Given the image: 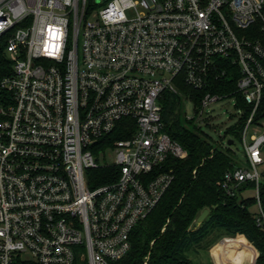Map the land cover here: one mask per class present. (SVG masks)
<instances>
[{
	"label": "built area",
	"instance_id": "2783aa9c",
	"mask_svg": "<svg viewBox=\"0 0 264 264\" xmlns=\"http://www.w3.org/2000/svg\"><path fill=\"white\" fill-rule=\"evenodd\" d=\"M0 39V264L128 255L174 180L165 162L188 155L165 130V92L202 122L233 102L244 165L223 188L254 183L264 226V0H0ZM120 130L128 137L96 151ZM105 166L116 181L91 185Z\"/></svg>",
	"mask_w": 264,
	"mask_h": 264
},
{
	"label": "trees",
	"instance_id": "16d2710c",
	"mask_svg": "<svg viewBox=\"0 0 264 264\" xmlns=\"http://www.w3.org/2000/svg\"><path fill=\"white\" fill-rule=\"evenodd\" d=\"M9 64L6 42L0 39V77L8 73ZM180 91L199 103L200 93L195 89L180 84ZM183 116L182 97L165 92L162 102L165 130L188 155L185 159L170 156L165 162L162 169L172 171L174 180L158 206L133 230L131 250L116 264H145L147 259V264H192L189 253L215 233L221 238L244 237L245 244L257 250L256 264H264V226L257 224V200L245 195L255 189V184H241L233 195L229 194L223 188L224 178L241 166V159L231 146L214 144L196 126H191L192 121L183 120ZM241 130L242 124L228 130L234 144L240 140ZM126 137L121 130L114 132L110 138L100 140L96 151ZM91 174L90 184L99 186L116 181L120 169L105 166L90 171ZM260 199L264 211V182L260 186ZM205 210H209V216L200 228L192 230ZM76 264L89 262L79 257Z\"/></svg>",
	"mask_w": 264,
	"mask_h": 264
},
{
	"label": "rangeland",
	"instance_id": "374dc122",
	"mask_svg": "<svg viewBox=\"0 0 264 264\" xmlns=\"http://www.w3.org/2000/svg\"><path fill=\"white\" fill-rule=\"evenodd\" d=\"M209 112L210 118L208 122H202L197 117H195V113L192 105H187L186 115L184 114L183 120H190V118H194L191 126H196L204 135L208 136L214 144L219 142H223V144H228V141L233 137L232 135H227L228 130L235 125L236 122V113L233 106V102H224L210 106L207 109ZM256 129V128H255ZM253 128V130H255ZM253 130L249 133V136L253 135ZM259 134L264 133V128H260ZM226 137V138H225ZM225 138V139H224ZM232 149L238 154L241 159V164L244 165V149L239 141H235V144L231 146ZM260 172L264 173V167L260 168ZM264 182V179H263ZM254 190H248L245 195L246 196H254ZM253 211L255 209L253 208ZM227 238H221L219 233H215L210 236L204 243L196 251H192L189 253L188 257L192 264H217L214 256L215 248L226 240ZM245 242V241H244ZM243 242V248L246 252L249 253L252 261L254 257V262L256 264L255 254L256 249L254 246H248ZM254 247V248H253ZM213 250V251H212ZM256 250V251H255ZM213 253H212V252ZM83 261L87 259L86 255L81 258ZM253 262V264H254Z\"/></svg>",
	"mask_w": 264,
	"mask_h": 264
},
{
	"label": "bare ground",
	"instance_id": "6f19581e",
	"mask_svg": "<svg viewBox=\"0 0 264 264\" xmlns=\"http://www.w3.org/2000/svg\"><path fill=\"white\" fill-rule=\"evenodd\" d=\"M244 237L227 238L220 243L214 252L217 264H253L248 252L243 248ZM245 243V242H244ZM211 251V252H212ZM212 252V253H213ZM256 259V254H255ZM255 264V262H254Z\"/></svg>",
	"mask_w": 264,
	"mask_h": 264
},
{
	"label": "water",
	"instance_id": "95a60500",
	"mask_svg": "<svg viewBox=\"0 0 264 264\" xmlns=\"http://www.w3.org/2000/svg\"><path fill=\"white\" fill-rule=\"evenodd\" d=\"M233 141L229 142V145H232ZM209 216V210H205L199 217L198 219L195 221L192 230H197L198 228H200V226L203 224V222L206 220V218Z\"/></svg>",
	"mask_w": 264,
	"mask_h": 264
}]
</instances>
